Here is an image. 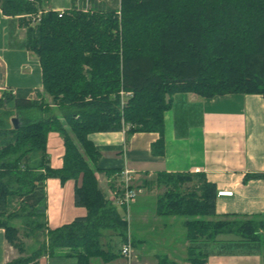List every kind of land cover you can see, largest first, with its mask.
<instances>
[{
	"label": "trees",
	"instance_id": "trees-1",
	"mask_svg": "<svg viewBox=\"0 0 264 264\" xmlns=\"http://www.w3.org/2000/svg\"><path fill=\"white\" fill-rule=\"evenodd\" d=\"M46 2L0 0L2 14L27 27L26 48L37 58L42 80V95L36 92L31 99V91L17 90L1 101L0 229L19 253L24 249L15 220L28 229L27 237L39 232L46 242L6 264H34L64 249L62 257L76 264L107 263L116 255L104 248V233L118 231L124 242L127 222L124 209L111 205L98 187V153L87 136L125 127L126 134H161L175 94L264 98V0H119L118 9L89 0L88 10L72 8L61 17L43 9ZM39 12L38 22L30 25ZM120 92L131 94L123 106ZM43 94L60 108L64 124L55 116L35 119L34 110L46 114L37 104ZM5 103H12L11 112L2 108ZM13 116L18 129L9 124ZM53 132L64 147L58 169L50 168L46 156L47 135ZM48 178L77 182L73 203L85 209V217L46 228ZM153 183L165 189L156 213L183 218L190 264H205L201 245L220 235L264 244V218L216 219L215 188L203 176L161 175ZM158 264L172 263L159 257Z\"/></svg>",
	"mask_w": 264,
	"mask_h": 264
},
{
	"label": "crops",
	"instance_id": "crops-1",
	"mask_svg": "<svg viewBox=\"0 0 264 264\" xmlns=\"http://www.w3.org/2000/svg\"><path fill=\"white\" fill-rule=\"evenodd\" d=\"M71 3L72 0H67L65 5L62 0H47L43 9L67 10ZM19 21V18L4 16L0 11V105L6 96L14 95L17 90L31 91V99L36 92L42 95L40 65L26 48L27 27L21 26ZM126 131L92 133L87 136V140L98 153L94 165L95 177L99 189L109 202L112 199V187L108 182L116 176L119 179L123 170L130 172L136 197L124 209L123 216L125 218L127 212H132L135 232L132 235L126 230L122 245L130 247L134 260L131 264H158L159 257H165L172 264H190L183 218L156 213L159 196L156 192L160 188L157 189L153 181L161 175L203 176L215 188L216 219L226 215L264 218L262 96L225 94L203 98L193 93L175 94L171 97L170 108L163 115L161 134H126ZM48 138V164L50 168L58 169L62 165L63 141L53 133ZM253 175L262 177L250 178ZM76 185L77 182L73 180L60 183L56 178H48L45 181L44 219L48 230L85 217V209L75 207L73 203ZM220 192H230L231 195L218 196ZM153 197V214L147 215L139 207ZM159 218L168 221L159 223L161 229L155 235L153 233H156ZM126 222L128 228V218ZM168 227H177L179 230L162 233ZM151 234L157 237L154 244L147 241ZM232 240V236L220 235L217 241L202 244L201 251L205 258L208 254L205 264H264V244ZM62 254L41 256L34 264H51L53 258L58 260L56 264H65L68 260L76 264L74 259L63 258ZM148 255L154 257L153 260ZM14 258L13 249L0 229V264H6ZM98 262L103 263L97 260L93 264Z\"/></svg>",
	"mask_w": 264,
	"mask_h": 264
},
{
	"label": "rangeland",
	"instance_id": "rangeland-1",
	"mask_svg": "<svg viewBox=\"0 0 264 264\" xmlns=\"http://www.w3.org/2000/svg\"><path fill=\"white\" fill-rule=\"evenodd\" d=\"M66 1L67 0H62V3L65 5ZM97 2L100 3V4L103 3V2H100V0H97ZM104 2L105 3H103L102 5H104L105 7H109V8H112V9H118V7H119V0H104ZM49 5H51V3ZM41 6H42V8H45V4H42ZM72 6L70 5V7L67 10H71L72 8H75L77 10L80 9V8H84V9L88 10V8L91 7V4H90L89 0L88 1L87 0H78L77 2L75 1L74 5H72ZM30 25H31V23H30ZM120 96H121V99L123 98L122 101H121V106H123L126 103L127 99H129L131 97V94L130 93H122V92H120ZM37 104L42 107L43 111H45L46 114H38L34 110V111H32V114L34 113L33 116L37 115V116H34V117H36L35 119L38 120V119H44V118H46V116H55L60 121H62V123H63V120H62V117H61V113H60L61 110H60V108L57 105L53 104L52 99H51L50 96H48L46 94H43L42 100L38 101ZM50 106H52V107H50ZM10 109L11 110L13 109V105L11 103H8L6 105V107H5V110L11 112ZM11 118H16L18 124H20V121H19L18 117L13 116ZM9 124H10V120H9ZM123 129H127V127L123 128ZM53 134H55V137H59L58 139L61 138L58 133L53 132ZM48 135H47V139H46V156L49 159L48 153H47V142H48V139L50 137H53V136H50L48 138ZM108 183H109L108 185L112 187V190L110 191L111 193L121 190L120 189L121 188V184H120V181L117 178V176L114 179L112 178ZM185 186H190V185L186 184ZM158 188L159 187H157V189ZM164 190L165 189L160 188V190L158 189V191L156 193L159 196H161L163 194ZM16 205H17V202H16ZM153 206H154V197L151 198V199H147L145 201V203L143 204V206L139 207V208L142 211H145V213L147 215L148 214L151 215V214H153ZM18 208H19V206L15 207L16 210H18ZM130 211H131V208H130ZM123 212L121 213L122 215H123ZM131 214H132V212H130V213L127 212L125 214V219L127 221V218H128V228H127V230H128V232L130 234L133 235V232H135L134 231L135 226H134V220H133L134 218L132 217ZM177 219H182V218H177ZM164 221H168V220L166 218H159V220H157V224L158 225L156 226V230H155L156 233H153V234L156 235L157 233H159V231L161 229V226L159 225V223L160 222H164ZM13 224L19 229L18 239H19V241H20V243H21V245H22V247L24 249V251H22V253H19L17 249L12 247L13 252H14V256H15L14 259L30 256V254L34 250H36L38 248V246L41 247L40 245H43V243L45 242V240L43 242V236L39 232H34L32 235H30V237H27V235L25 233H26V231L28 229L27 228L25 229V228L22 227L21 220H15V221H13ZM174 229H176L177 231L179 230V228H177V227H175V228L168 227V228H166V230H164V232L162 231V233H170L171 231L174 232ZM146 233H148V235L150 234V232L148 230L146 231ZM153 234H151V236L148 237L147 241L149 243H153L154 244L155 239L157 237L155 235H153ZM102 243L104 244V248L105 249L109 250L110 252H112V253H114L116 255V257L111 261L112 263L110 262V264H131L130 262H134V260H132V258L128 260L126 257H123V256L120 255L119 250H120V248H121V246L123 244V236H120L118 231L105 232L104 233V238L102 239ZM45 245H46V242H45L44 246ZM65 251H68V249L67 250H65V249L64 250H55L54 255L58 254L60 252H65ZM150 257L153 260L154 257L149 256V258ZM207 258H208V254H206L205 262L207 261ZM14 259H12V260H14ZM96 261L97 260H94V261H92V263L96 262ZM57 262H58V260L56 258L51 259V264H54V263L56 264ZM64 263L65 264H72V263L74 264V261L73 260H68V261H65ZM97 264H101V263L98 262Z\"/></svg>",
	"mask_w": 264,
	"mask_h": 264
},
{
	"label": "built area",
	"instance_id": "built-area-1",
	"mask_svg": "<svg viewBox=\"0 0 264 264\" xmlns=\"http://www.w3.org/2000/svg\"><path fill=\"white\" fill-rule=\"evenodd\" d=\"M76 2L78 0H75ZM58 15V17H61L65 10L62 11H55ZM40 16V12L36 14L35 17L31 19V25L38 22ZM119 181L121 184V190L112 192L111 193V200L110 203L114 207L118 209H126L135 199L136 197V191L131 186V176L130 172L128 170H123L119 174ZM230 192H220L218 193V196H230ZM119 253L121 256L126 257L128 260L132 258V252L130 250V247L128 245H122Z\"/></svg>",
	"mask_w": 264,
	"mask_h": 264
},
{
	"label": "water",
	"instance_id": "water-1",
	"mask_svg": "<svg viewBox=\"0 0 264 264\" xmlns=\"http://www.w3.org/2000/svg\"><path fill=\"white\" fill-rule=\"evenodd\" d=\"M10 124L13 129H18V122L16 118H11L10 119Z\"/></svg>",
	"mask_w": 264,
	"mask_h": 264
}]
</instances>
